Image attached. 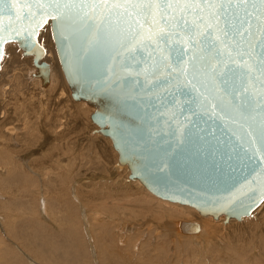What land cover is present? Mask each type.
<instances>
[{
    "label": "water",
    "instance_id": "95a60500",
    "mask_svg": "<svg viewBox=\"0 0 264 264\" xmlns=\"http://www.w3.org/2000/svg\"><path fill=\"white\" fill-rule=\"evenodd\" d=\"M209 11L196 13L202 27ZM47 24L71 97L93 108L94 131L111 140L129 179L224 223L251 215L264 199V77L231 63L234 45L208 41L194 51L179 30L158 40L164 22L129 16L123 0H109L107 9L99 0H60L58 10L52 0H15L0 12V61L5 45L16 43L32 55L42 88L50 66L38 34Z\"/></svg>",
    "mask_w": 264,
    "mask_h": 264
},
{
    "label": "rangeland",
    "instance_id": "374dc122",
    "mask_svg": "<svg viewBox=\"0 0 264 264\" xmlns=\"http://www.w3.org/2000/svg\"><path fill=\"white\" fill-rule=\"evenodd\" d=\"M38 42L45 88L16 43L0 63V264H264V200L241 220L203 216L214 230L173 232L184 219L128 178L93 108L72 99L49 24Z\"/></svg>",
    "mask_w": 264,
    "mask_h": 264
},
{
    "label": "snow or ice",
    "instance_id": "6c2138e0",
    "mask_svg": "<svg viewBox=\"0 0 264 264\" xmlns=\"http://www.w3.org/2000/svg\"><path fill=\"white\" fill-rule=\"evenodd\" d=\"M52 3L58 10L60 0H52ZM99 3L107 9L109 0H99ZM71 6L65 4V7ZM6 7L11 11L15 7V0L12 3L0 0V12ZM113 7H121V5L117 3L113 4ZM123 7L129 16H140L151 25H159L163 21L165 27L158 29V40L176 35L179 30L184 34L182 43L193 48L194 51L198 47L201 52L204 51V45L208 41H211L212 47H215L217 42L225 44L227 41L235 46L236 58H233L231 63L236 68L244 70L249 78L255 72H258L260 77H264V0H123ZM129 8L136 11L129 12ZM205 10H210L209 19L202 27L198 21L204 20V17L196 13H203ZM189 14H192V20L188 19ZM253 19L257 22L255 33L252 31ZM136 24L141 28L144 27L140 20H136ZM29 35L31 36L32 33L30 32ZM225 47L231 57L232 49L227 48V45ZM184 54L185 51L181 50L178 55L182 57ZM244 57L246 59H239ZM195 58V55L190 57L191 60ZM224 67L228 69L227 63ZM228 71L234 72L235 68ZM244 91L246 92L247 89L245 88Z\"/></svg>",
    "mask_w": 264,
    "mask_h": 264
},
{
    "label": "bare ground",
    "instance_id": "6f19581e",
    "mask_svg": "<svg viewBox=\"0 0 264 264\" xmlns=\"http://www.w3.org/2000/svg\"><path fill=\"white\" fill-rule=\"evenodd\" d=\"M55 47V46H54ZM5 48V47H4ZM45 48V47H44ZM56 51V50H55ZM3 55H4V53H3ZM3 55H2V58H3ZM56 55H57V53H56ZM24 56H26V55H24ZM27 56H29L30 58H32V55H27ZM45 56H46V49H45V55L43 56V58H45ZM2 58H1V61H2ZM42 58V59H43ZM57 59H58V57H57ZM1 61H0V63H1ZM27 61H32V60H27ZM59 61V60H58ZM60 64V63H59ZM50 66V65H49ZM35 67V66H34ZM60 67H61V65H60ZM36 68V67H35ZM29 69H33V68H26L25 69V71H29ZM61 70H62V68H61ZM63 72V71H62ZM64 75V74H63ZM35 78H39V77H35ZM50 78H51V66H50ZM66 80V79H65ZM73 99V98H72ZM74 100V99H73ZM76 101V100H75ZM91 120V119H90ZM93 123V122H92ZM97 126V125H96ZM6 127H7V129L8 130H6ZM5 127V130L7 131V132H10V133H14V131H15V128H14V126H6ZM9 133V134H10ZM98 133V132H97ZM119 165H121V164H119ZM130 180H135V179H130ZM137 180V179H136ZM139 181V180H138ZM140 182V181H139ZM141 183V182H140ZM142 184V183H141ZM143 185V184H142ZM144 186V185H143ZM145 187V186H144ZM146 188V187H145ZM147 189V188H146ZM148 190V189H147ZM149 191V190H148ZM150 192V191H149ZM151 193V192H150ZM152 194V193H151ZM154 195V194H153ZM157 197V196H156ZM159 198V197H158ZM157 198V199H158ZM160 199H162V198H160ZM164 200V201H163ZM264 200V199H263ZM168 200H166L165 201V199H162V200H157V202H159L164 208H162L163 210H165V216H167L168 218L170 217V216H172V217H176L177 215H179L180 214V217H181V219L183 220L184 219V221H178V222H171V229L173 230V232L174 231H176V232H179V233H181V234H188V235H190V234H196V233H198L199 232V230H201V229H204V228H206V229H208V230H214V228L216 227V223L219 221V220H216V221H213L210 217H203L204 215H202V217H198V219H195L193 216H188L189 214H193V215H195V208H193V207H191V206H189V205H183V204H180V203H177V202H172V201H168ZM263 202V201H262ZM261 202V203H262ZM260 203V204H261ZM259 204V205H260ZM259 205L257 206V207H259ZM256 207V208H257ZM255 208V209H256ZM255 209H253V211L255 210ZM252 211V212H253ZM182 213H186V216L187 217H185V218H182V216L183 215H181ZM201 215V214H200ZM206 216H210V215H206ZM250 216V215H249ZM245 217H247V216H245ZM218 219V218H217ZM184 223H196V225L198 226V230H196L195 232H190V231H187L186 229H183V225H184ZM168 230H169V228H168ZM206 255V254H205Z\"/></svg>",
    "mask_w": 264,
    "mask_h": 264
}]
</instances>
